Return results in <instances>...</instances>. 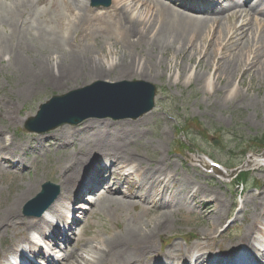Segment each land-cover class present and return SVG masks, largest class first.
<instances>
[{
	"label": "bare ground",
	"instance_id": "bare-ground-1",
	"mask_svg": "<svg viewBox=\"0 0 264 264\" xmlns=\"http://www.w3.org/2000/svg\"><path fill=\"white\" fill-rule=\"evenodd\" d=\"M14 0H2L4 3H10ZM31 2V0H29ZM245 4V2H242ZM7 5V4H6ZM56 9V8H55ZM53 9L54 15L47 21L48 25L45 29L51 36V33L56 27L60 26L61 16L58 9ZM83 10V9H81ZM166 13H161L159 10L162 21H158L157 12L155 8L149 6L148 9L143 10L142 13L137 10L133 13V18H137L138 24L142 27V32L138 33L136 29L130 31L134 34V39H137L135 44H145L146 49L143 51L127 50L126 52L115 50L111 51V58L106 62L96 61V49L90 45H79L78 49L72 50L71 53L61 52L56 48L49 40L39 41L34 36H31L30 32L22 31L24 21L21 17L16 16L17 10L12 7L10 13L7 10L0 14V24H9L14 27L13 32L9 34L0 33V55H6L10 59L4 66L5 68H11L14 72L21 75L20 83L24 84L22 90L15 93L19 97V102L30 100L41 88V86H51L57 89L60 93H65L73 89H78L86 86L88 83L94 80H110L115 77L120 80L124 78L134 77L136 74L141 78L147 79L157 75L155 69L156 62L160 59L157 53L166 49L168 44L175 46L178 44L177 55L187 54V60L195 57L197 54H203L205 44L212 41V46H220L225 40L232 45H235L233 41L236 37L240 36L238 44L233 49H229V54L226 57H222V61L218 63L216 79L213 82H208V89L214 88V96L220 90H227L231 99L246 98L241 89L237 88V95L232 93V87L234 86L236 71L241 67L245 69L244 76L251 81L254 78L261 77V65L254 64V61H261L264 57L258 58L259 55L253 59V63L250 64L249 60L253 54V47L255 46L254 38L258 31L264 30V23H260L257 20H250L246 26L236 27L234 24V32L231 36V29H228V24L218 23L213 29L207 28L200 19L183 13L178 19L176 12L168 9H162ZM60 15V16H59ZM90 17V15L86 16ZM79 15L74 19L69 18L68 21L73 20L77 23L80 20ZM90 20V19H88ZM212 22V21H210ZM86 18H82L81 24H78V29L86 33V41L91 38L98 39L93 27L85 29ZM178 26H175L176 24ZM214 23V22H212ZM68 24V22H67ZM215 24V23H214ZM27 27V26H25ZM197 28V29H195ZM31 31V29L29 27ZM195 29V31H194ZM53 30V31H50ZM190 30L197 33L193 43L188 46ZM206 30V36L202 44L198 41L201 40L203 32ZM228 30V33H226ZM50 32V33H49ZM152 38H149V35ZM130 36V35H129ZM132 36H130L131 39ZM54 40V39H53ZM221 42L218 44V41ZM223 40V41H222ZM172 42V43H170ZM259 46H264L263 36L260 35ZM110 49V48H109ZM200 49V50H199ZM249 49V51H248ZM111 50V49H110ZM95 55L92 57V55ZM210 52L206 53L205 57H208ZM247 55V58L243 56ZM210 59V58H209ZM173 60V59H171ZM243 60L244 62H241ZM183 61V60H181ZM185 62V61H183ZM110 64V65H109ZM209 60H206L202 66V70L207 71ZM179 65V63H178ZM161 66L158 71H160ZM161 72V71H160ZM186 75V74H185ZM187 76V75H186ZM185 77V76H182ZM181 78V76H178ZM196 79H204L203 76H198ZM113 80V79H112ZM250 81V82H251ZM39 83H43L38 86ZM240 87V85H239ZM248 95V93H247ZM217 98V97H216ZM18 103V102H17ZM14 108V107H13ZM1 111V109H0ZM16 113L12 115L11 125H20L22 116H20V110L17 109ZM10 117V115H8ZM144 119L135 121L136 123L143 122ZM133 124V123H131ZM9 126L0 125V203L4 202L7 206L0 213V243L11 232L15 243L26 242L29 244L30 249L34 248V244L29 238V232L31 230L36 231L41 237L47 238L48 228H54L53 223L46 218L48 214L63 215L64 199L69 194H74V190L80 184L82 179L87 180V184L93 180L92 178H99L102 169L99 164L92 159V156L96 153L103 155L105 152L112 153L107 159L114 165L118 164V169L129 168L132 165L137 168L134 172L129 174V178H132V187L138 189L140 193H133V195L126 196V198L117 197V195L104 193L98 199L97 203H100V210L104 213L116 214L122 206L123 214H128L131 217L126 226L120 233L109 235L108 239L100 242H96L95 245L86 244L81 250L77 252L76 264H139V261L146 260L152 255L155 250V239L159 234H163L171 229L174 222H176V213L183 209H189V206L197 201H201L204 198V194H208V189L203 187L200 181H195L193 176L185 172L181 177V183L177 185L175 180L170 179L173 174L177 175V169H171L170 163L161 159L157 166L156 171L150 173L146 170L138 159L139 154L133 148L138 140L142 137L141 131H131L126 142L121 141L116 137L115 140L97 139L95 141H85L81 139L82 145H86V154L83 155V148H76V150L68 153L65 157L62 175L60 176L61 194L58 200L47 210L39 220L29 219L30 221H24L20 217V209L31 199L38 191L40 186V177L36 178L37 182H28V185H18L21 189L12 188L7 183L4 175L9 173L11 169H5L2 167L10 158V156L17 153V149L23 147V143H11L15 140V135L10 133ZM61 136L67 138L70 136V131H66L64 127ZM57 130V131H59ZM56 131V132H57ZM10 134V136H8ZM59 136V135H56ZM90 137V135H88ZM32 140L24 142V146H29ZM106 158V157H105ZM113 158L118 159L117 161ZM106 160V159H103ZM89 175L85 177L83 172L89 168ZM7 164V163H6ZM92 171V173H90ZM135 175V177H133ZM112 177L117 183L119 180L116 177V173H112ZM93 182V181H92ZM91 182V183H92ZM187 186V188H185ZM190 186H196L199 192L189 190ZM6 189H11V193H6ZM86 191L90 190V185L85 188ZM15 191V192H14ZM71 192V193H70ZM264 193L256 196L253 200L257 201V198L264 199ZM215 201L220 198L215 194ZM81 193L77 194V198H81ZM225 198L224 196H222ZM97 200V199H96ZM121 201L122 204H119ZM214 200L211 203H216ZM144 203L148 205H159V208L164 211L157 214L155 217L150 218L147 211L144 209H138L137 206ZM118 204V205H117ZM129 204L131 206H126ZM99 205V204H97ZM117 205V206H116ZM183 205V206H182ZM264 208V205L262 209ZM225 209L223 203L218 201L216 215L214 217L209 216L208 225H212L214 222L219 223L222 219V212ZM190 211V210H187ZM256 210L253 212V222H251L246 231L245 242L251 245L254 250L257 261L261 264L264 260V224L263 217ZM19 223V224H18ZM15 229L17 230L16 232ZM258 230L262 234V238H256L250 232ZM214 231L213 233H215ZM213 233H208L212 235ZM249 239V242L247 241ZM212 236L204 237V240H210ZM258 242V243H255ZM95 243V242H94ZM205 242L200 243L199 247H202ZM211 244H208V246ZM15 244H11L10 248H14ZM3 250L2 244H0V252ZM70 264V262H68Z\"/></svg>",
	"mask_w": 264,
	"mask_h": 264
},
{
	"label": "rangeland",
	"instance_id": "rangeland-1",
	"mask_svg": "<svg viewBox=\"0 0 264 264\" xmlns=\"http://www.w3.org/2000/svg\"><path fill=\"white\" fill-rule=\"evenodd\" d=\"M52 10V9H51ZM70 15H76L71 12L70 14L67 11H64V14L61 16L60 22V31L59 27H56V31H53V36L49 37L45 35L47 31H43L37 34V32H33L34 37L42 41L43 37L46 39H55V45L59 48L62 40V31L65 28V22L71 18ZM49 17V16H46ZM48 23V22H47ZM6 32H8L9 27L6 26ZM45 35V36H44ZM58 35H61L59 38ZM32 36V35H31ZM42 36V38L37 37ZM118 40V37H117ZM57 42V43H56ZM120 46H123L122 43L118 41L117 43ZM62 49V46H61ZM64 52V50H61ZM109 49L107 48L105 52H101L95 56V58L100 59L101 61H105L106 59H110L108 57ZM160 56V59L156 62L155 69H159L157 75H154L152 79H149L151 82L155 83L158 86L159 95L157 98V107L148 115L144 117L143 122L136 123L132 119L127 120H113L112 119H94L92 121H84L79 126H67L64 127L66 131H70V136L65 138L61 136L62 130L59 131H51L47 135L56 137L50 140H46V145L55 144L54 146L49 147L48 152L42 151L40 155H31L28 154L27 159L32 164V173L36 171L39 174L40 181L43 179L46 180L52 179V177H56L58 173V167L64 165L65 157H67L68 153L76 150V148H83V155L86 154V145H78L81 139L85 138V141H95L97 139H107V140H115L116 137L123 142H126L125 138L129 137L131 127L133 130L137 127L136 131L142 132V137L140 140L136 142L134 145V149L139 154L138 159H145L144 161H140L142 166L149 168V172L152 173L156 171L155 166L158 165L161 159L170 163L171 172H176L177 175L173 174L175 183L180 184L181 170L180 163L181 162H189L196 159L195 153L193 151V144L199 145L201 148L212 152L218 160L223 161V163H227L229 165L236 164L243 166L244 164L251 161V164L247 167L252 171V177H256L257 181L261 183V188L264 186V172H259L260 170H264L262 166L259 165L257 159H253L250 154L243 161L241 158L242 149L247 147L249 141L256 137L262 136L264 134V78L255 79L253 81V85L249 88V80H246V84L242 91L246 93L249 88V97L252 99L248 102H242L241 99H232L227 96V93L221 91L216 97L207 90L206 85L197 83L196 81H191V83L185 82L183 78L179 80H175V74L179 73L182 75L184 73V69L187 66L192 67L195 61H181L175 60L171 61L173 56L172 49L167 48L163 49L161 52L157 53ZM8 56L0 55V107L4 113L11 114L13 110H11V106L15 107V109L21 108V115H32L36 113V108L39 103H43L48 101L52 96L59 94L60 92L51 87V86H41L43 83H39L38 86L41 88L38 92L27 101L19 102V97L15 94L18 91L22 90L24 87L23 83H20V77L18 73L14 72L11 68H5L4 66L7 63ZM99 61V60H98ZM187 62V63H186ZM179 63V65H178ZM198 71V70H197ZM196 71V72H197ZM198 73V72H197ZM199 74H203L201 71ZM134 77L138 78L136 74ZM238 81L236 80V85ZM236 87V86H235ZM18 102V103H17ZM6 117L10 118L8 115L3 114L0 118V124L6 127H10V133L15 135V140L10 141L11 143H24L25 138L15 134V132H19L21 134V128L16 125H11V121H7ZM190 119H197L200 123L203 124L205 129L208 131V134L211 135L209 138L203 137L201 134H198V131H191L190 135H188L183 128L181 129V125L185 124V121ZM133 123V124H131ZM16 130V131H15ZM232 132L230 135H222L217 132L219 131ZM26 134H28L25 130H23ZM10 134H8L9 136ZM59 135V136H56ZM90 135V137L88 136ZM219 137L222 139V143L220 145H230V149L236 150L233 152L235 157L238 159H226L225 151H223L220 147L212 148L210 141L212 137ZM65 143V146L62 147L61 150H55L58 145L61 146ZM44 144V143H43ZM42 144V145H43ZM242 144V148H238L237 145ZM41 145V146H42ZM238 148V149H237ZM26 148L21 147L18 148V152L23 153ZM37 159V160H35ZM29 163H25L27 165ZM28 166V165H27ZM43 174V176L41 175ZM34 176V173L30 176V174H26L23 178H18V181H15L12 188L21 189L18 185H25L32 181L31 178ZM49 176V177H48ZM16 179V178H14ZM13 179V180H14ZM206 184L208 185L210 179H205ZM28 183V184H29ZM26 184V185H28ZM215 188L217 191L227 197V200L232 199L234 201L233 210L235 212L239 211V202L246 201L253 207H260L262 203L259 201L252 200L251 197L254 196L255 192L252 191L253 188L249 189L246 193L240 194L241 187L238 189L236 186H229L226 183H215ZM262 191V190H261ZM11 193V189H6V193ZM15 192V191H14ZM214 194V193H213ZM220 196V194H219ZM227 205H230L231 202H226L224 198H221ZM119 204L122 202L119 200ZM118 205V204H117ZM116 205V206H117ZM128 206V204H125ZM7 206L6 203H0V213ZM231 207V206H230ZM229 207V210H230ZM122 207L120 206V210L116 214H105L104 212H100V205L97 208H94V212L89 221V225L87 228L88 236L80 237L79 241L87 240L90 245H95L96 242L103 238L105 235L109 236L110 234L120 233L122 229L129 222L126 215L122 212ZM149 217H155L159 213H154L146 210ZM225 213V209L223 210ZM91 215V214H90ZM239 215H241L239 213ZM236 217V214L232 216V219ZM250 217V215H248ZM176 222H174L171 229L163 234H159L158 238L155 239L156 243L162 244L164 243V248L171 246V232L175 228L176 233H179L177 236H186L190 233H196L204 235L206 232H210L214 229L213 226L207 225L208 222H203L198 216L195 217V224L197 226H186L182 227L179 221V216H176ZM190 220L191 218H186ZM225 226L227 219L224 221ZM118 224V225H117ZM241 224V223H239ZM180 225V226H178ZM244 232V228L241 230V235ZM162 237H161V236ZM165 235H167V240L165 239ZM97 240V241H96ZM95 242V243H94ZM172 243H185V240L177 239Z\"/></svg>",
	"mask_w": 264,
	"mask_h": 264
},
{
	"label": "water",
	"instance_id": "water-1",
	"mask_svg": "<svg viewBox=\"0 0 264 264\" xmlns=\"http://www.w3.org/2000/svg\"><path fill=\"white\" fill-rule=\"evenodd\" d=\"M151 107H152V102L150 101L149 102V105L147 107H145V106L141 107V109H140L141 110V113H144V112L150 110ZM88 117H91V115L90 114H83V115L81 114L76 119H74V118H67L65 120L66 121H69V122H72V123H79V122L83 121L84 119H86ZM52 127H54V126H51L50 128H52Z\"/></svg>",
	"mask_w": 264,
	"mask_h": 264
}]
</instances>
